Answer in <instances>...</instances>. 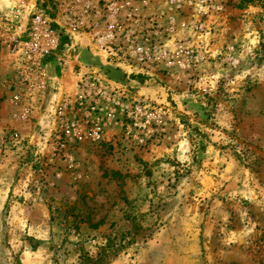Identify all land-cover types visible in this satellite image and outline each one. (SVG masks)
I'll use <instances>...</instances> for the list:
<instances>
[{"label": "rangeland", "instance_id": "obj_1", "mask_svg": "<svg viewBox=\"0 0 264 264\" xmlns=\"http://www.w3.org/2000/svg\"><path fill=\"white\" fill-rule=\"evenodd\" d=\"M0 264H264V0H0Z\"/></svg>", "mask_w": 264, "mask_h": 264}, {"label": "built area", "instance_id": "obj_2", "mask_svg": "<svg viewBox=\"0 0 264 264\" xmlns=\"http://www.w3.org/2000/svg\"><path fill=\"white\" fill-rule=\"evenodd\" d=\"M55 24L60 23L55 21ZM5 30V51L11 72L8 89H18L31 99H41L48 88V59L58 55L59 33L49 18L38 13L19 26L5 24ZM57 59L68 62L62 57Z\"/></svg>", "mask_w": 264, "mask_h": 264}, {"label": "trees", "instance_id": "obj_3", "mask_svg": "<svg viewBox=\"0 0 264 264\" xmlns=\"http://www.w3.org/2000/svg\"><path fill=\"white\" fill-rule=\"evenodd\" d=\"M241 2H245V3H247V2H252V0H241ZM61 48V47H60ZM58 51H59V49H58Z\"/></svg>", "mask_w": 264, "mask_h": 264}]
</instances>
